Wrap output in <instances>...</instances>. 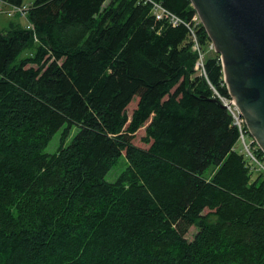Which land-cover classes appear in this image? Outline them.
<instances>
[{"label":"trees","instance_id":"trees-1","mask_svg":"<svg viewBox=\"0 0 264 264\" xmlns=\"http://www.w3.org/2000/svg\"><path fill=\"white\" fill-rule=\"evenodd\" d=\"M27 1L33 29L0 30V264H264V175L191 1L154 0L174 27L144 0H0Z\"/></svg>","mask_w":264,"mask_h":264},{"label":"water","instance_id":"water-1","mask_svg":"<svg viewBox=\"0 0 264 264\" xmlns=\"http://www.w3.org/2000/svg\"><path fill=\"white\" fill-rule=\"evenodd\" d=\"M190 1L221 57L232 102L264 154V0Z\"/></svg>","mask_w":264,"mask_h":264},{"label":"built area","instance_id":"built-area-1","mask_svg":"<svg viewBox=\"0 0 264 264\" xmlns=\"http://www.w3.org/2000/svg\"><path fill=\"white\" fill-rule=\"evenodd\" d=\"M144 1L145 3H149L152 5L153 13L157 20H167L174 27L180 24H184V21L182 19H180L177 15H175L170 10H168L166 7H164L162 3L154 1V0H144ZM26 10L27 8L25 6L23 7L14 6L12 10L9 12V15H13L14 13H17V12L25 15ZM194 20H196V17L194 18ZM28 28L31 29L33 27L29 25ZM195 49H198L197 45H195ZM210 49H214V46L212 44L210 45ZM199 67H202V68L204 67L202 59L197 64V68ZM220 98L222 99L224 105L227 106V109L230 111L234 119V125H236L237 128L239 129V132H240L239 141L241 145L243 146V152L246 154V156L249 159V164L252 166V168H255L256 170L264 174V162H260L254 153L256 149V143H255V140L249 136V132L246 126L245 119L242 117L240 111L235 106L234 102H232V99H225L222 97Z\"/></svg>","mask_w":264,"mask_h":264},{"label":"rangeland","instance_id":"rangeland-1","mask_svg":"<svg viewBox=\"0 0 264 264\" xmlns=\"http://www.w3.org/2000/svg\"><path fill=\"white\" fill-rule=\"evenodd\" d=\"M26 7H30V2H25ZM24 5V6H25ZM9 7L7 4L1 3L0 2V30L1 29H5L9 23L12 20H17L18 22L21 23L22 26L25 27V25L27 24V20L25 19V17L21 16V17H12V16H8V11H9ZM30 51H28L26 55H29ZM77 128H75L74 132H77ZM60 133L61 131H59L54 138L52 139V141L50 142V144L44 149V152L49 153V154H53L57 151L59 145H60ZM141 135L138 138V142L137 144H139L140 146L142 145L141 141H140ZM143 146V145H142ZM238 149L241 151L243 149L242 145L239 144L238 145ZM127 167V160L125 158V156H122L120 158V160L118 161V163L116 165H114L112 167V169L107 173V175L105 176V179L110 182V183H115L118 178L120 177V175L122 174V172L126 169ZM213 171V169L211 168L210 170H208V175ZM259 173H255L254 172V178H256L258 176ZM195 232V231H194ZM189 239L192 238V235H188Z\"/></svg>","mask_w":264,"mask_h":264}]
</instances>
